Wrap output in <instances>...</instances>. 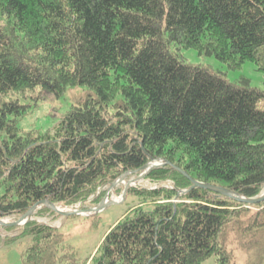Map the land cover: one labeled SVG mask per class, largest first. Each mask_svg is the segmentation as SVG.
<instances>
[{
    "label": "trees",
    "instance_id": "1",
    "mask_svg": "<svg viewBox=\"0 0 264 264\" xmlns=\"http://www.w3.org/2000/svg\"><path fill=\"white\" fill-rule=\"evenodd\" d=\"M184 48L230 69L251 61L264 76V0H0V219L42 199L95 205L100 188L162 158L170 165L144 177L173 187L128 189L139 201L92 264H235L231 238L264 264V202L201 188L172 201L191 185L186 175L244 197L264 192V90L188 62ZM76 85L86 94L54 130L19 134L31 106L13 97L30 92L36 107ZM47 213L0 241L31 237L22 264L74 260L62 234L33 219Z\"/></svg>",
    "mask_w": 264,
    "mask_h": 264
},
{
    "label": "rangeland",
    "instance_id": "2",
    "mask_svg": "<svg viewBox=\"0 0 264 264\" xmlns=\"http://www.w3.org/2000/svg\"><path fill=\"white\" fill-rule=\"evenodd\" d=\"M180 54L188 62L193 64L207 65L212 69L224 72L226 78L234 81L240 77H246L250 80L252 86L264 90V76L257 70L256 66L251 61L244 62L239 68L230 69L227 65L218 60L216 57L210 55H200L193 48H184L180 50ZM36 89L35 91H37ZM87 88L83 85H76L68 87L63 94L55 97L51 94H44L42 100L37 101V106L34 107L35 100L28 92L25 95L13 97L19 100L21 104L30 105L26 113L17 119L19 134L23 135L27 132H32L34 136H41L47 131L54 130L58 121L64 116L66 111L74 104L77 103L86 94ZM258 108L264 109V101L257 104ZM140 173L127 174L122 181L114 186L113 190L109 193L108 199H116L118 203L105 204L98 212L88 213L87 215L77 214L63 216L59 214H44L43 216H34L33 219L40 223L47 224L57 229L62 234L64 243L73 248L74 260L71 264H92L91 261L95 254L99 253V246L110 227L121 219L126 214L131 206L138 203L139 197L128 189H152L157 187L172 188L171 181L152 182L144 176L138 180ZM130 183L127 192L123 199L124 187ZM110 186V185H109ZM109 186H104L99 189V192L106 193L105 191ZM103 194V195H104ZM102 197V196H101ZM179 198V197H178ZM176 202V199H172ZM94 206V202H88L79 206L76 203L72 206H60L65 210L72 209H88ZM148 208L147 205L144 206ZM16 219V218H15ZM14 218H5L6 221H13ZM20 226L14 229L6 230L0 226V241L4 237L15 236L19 234ZM0 246V264H22V257L26 248L31 245V237H20L15 241L10 242L8 245ZM235 264H255L257 260L253 258L250 253L245 252L239 246L237 240L232 239L228 245ZM215 256H211L200 264H215ZM68 264V263H66Z\"/></svg>",
    "mask_w": 264,
    "mask_h": 264
},
{
    "label": "water",
    "instance_id": "3",
    "mask_svg": "<svg viewBox=\"0 0 264 264\" xmlns=\"http://www.w3.org/2000/svg\"><path fill=\"white\" fill-rule=\"evenodd\" d=\"M165 164L170 165V163L168 161L163 160L162 158H154V159H151L150 161H148L147 163H145L143 166H141L138 169L124 172L114 182H112L110 184L109 188L106 190V193L103 195L101 200L96 205H94L93 207H90L88 209L65 210V209H63L64 207L57 206L54 203H52L51 201H49L48 199H42V200L37 201L35 204H33L25 213H23L22 215H20L18 218H16L13 221H6L5 219H0V226H3V227L21 226V225L25 224L27 221L31 220L33 213L42 206L47 207L50 210H52L53 212H55L56 214L63 215V216L77 215V214L87 215L88 213L89 214L90 213H96L105 204L118 203L117 200H114V199L109 200L107 198V195L110 191L113 190L114 186H116L118 183H120L122 181L124 176H126L127 174H133V173L139 172L140 175L138 177V180H140L151 169L161 167ZM171 166H173V165H171ZM173 167L177 170H180V172L182 174L186 175L183 170L179 169L176 166H173ZM186 176L189 179L191 185L189 186V188L184 189V190L178 189L177 194L175 196L176 200L178 199V197L180 195L186 193L188 190L201 188V189H207V190L217 192L220 195H224L228 198L235 200L236 202H240V203H244V204H259L261 202H264V192H262L261 194L255 196V197H244V196H241L240 194L236 193L235 191H233L229 188H226L224 186L206 183V182H200V181H198V180H196V179H194L188 175H186ZM129 185H130V183L128 182L126 184V186L124 187L123 198L125 196V193L129 187Z\"/></svg>",
    "mask_w": 264,
    "mask_h": 264
},
{
    "label": "bare ground",
    "instance_id": "4",
    "mask_svg": "<svg viewBox=\"0 0 264 264\" xmlns=\"http://www.w3.org/2000/svg\"><path fill=\"white\" fill-rule=\"evenodd\" d=\"M116 200V199H115ZM119 202V201H118Z\"/></svg>",
    "mask_w": 264,
    "mask_h": 264
}]
</instances>
